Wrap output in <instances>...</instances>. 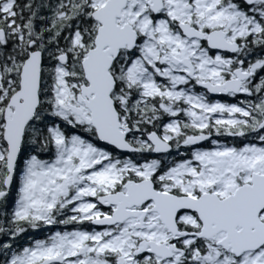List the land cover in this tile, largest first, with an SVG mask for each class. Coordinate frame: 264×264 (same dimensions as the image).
<instances>
[{"label":"snow or ice","instance_id":"6c2138e0","mask_svg":"<svg viewBox=\"0 0 264 264\" xmlns=\"http://www.w3.org/2000/svg\"><path fill=\"white\" fill-rule=\"evenodd\" d=\"M0 264H264V0H0Z\"/></svg>","mask_w":264,"mask_h":264}]
</instances>
